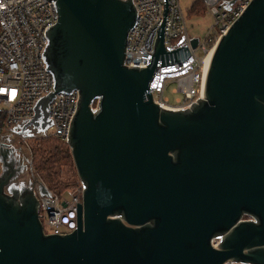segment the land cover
<instances>
[{"label":"water","instance_id":"1","mask_svg":"<svg viewBox=\"0 0 264 264\" xmlns=\"http://www.w3.org/2000/svg\"><path fill=\"white\" fill-rule=\"evenodd\" d=\"M52 1L42 58L54 89L14 133H45L54 96L77 91L68 147L83 197L76 231L44 235L34 191L47 192L11 184L14 148L0 144V264H264V0L218 40L203 99L179 112L148 89L156 67L190 56L163 48L167 0L144 69L124 66L131 0Z\"/></svg>","mask_w":264,"mask_h":264},{"label":"built area","instance_id":"2","mask_svg":"<svg viewBox=\"0 0 264 264\" xmlns=\"http://www.w3.org/2000/svg\"><path fill=\"white\" fill-rule=\"evenodd\" d=\"M131 1L137 21L127 36L124 66L144 69L150 64L157 30L163 21V0ZM200 1L214 20L203 39L189 36L179 0H167L163 48L170 52L186 46L190 56L182 63L154 70L148 89L153 102L164 110L191 109L203 99L206 59L252 0H236L231 6L228 2L232 0ZM56 21L57 10L52 0H0V140L9 136L10 142L13 139L25 142L27 136H17L14 132L33 119L36 103L54 89V79L46 69L42 53L47 48L45 33ZM194 39L195 49L191 43ZM170 85L176 87L174 94L181 95L176 104H169L164 97ZM78 101L77 91L56 94L48 108L50 127L42 134H34V128L28 127L31 137H50L68 146L69 127ZM92 110H96V104ZM42 188L46 195L40 193V188L34 193L39 202L38 218L43 234L65 236L76 231V204H81L83 197L80 181L63 193H52L43 185Z\"/></svg>","mask_w":264,"mask_h":264},{"label":"rangeland","instance_id":"3","mask_svg":"<svg viewBox=\"0 0 264 264\" xmlns=\"http://www.w3.org/2000/svg\"><path fill=\"white\" fill-rule=\"evenodd\" d=\"M195 3L199 4L201 3V1L179 0L180 8L185 18V25L189 36H191L192 38L203 39L207 34L208 30L211 28V26H213L214 20L211 14L205 8V6H202L201 4V9L199 12L190 13V9ZM175 88V85H170L167 86L165 89L164 97L168 100L169 104H176V100L178 98H181L180 94L173 93ZM41 139L46 138L33 136L31 138H27L25 142H23L21 139H13V141L10 142L12 147L14 148V153H17L19 155L20 163L18 164L25 169L24 173L16 177L15 182H17L18 184H22L25 187H28V181H32L31 183H41L43 186H46L50 192L55 193V186L51 187L50 184L47 181L43 180L41 176L36 174L33 169V148L36 144L35 141ZM54 170L55 172H57L58 176L52 185L56 184V187H58V185H64L67 186L66 190H68L73 187H76L79 184V179L76 174L73 161L71 163L68 161H62ZM66 190L61 191L65 192ZM244 219L247 220L246 218Z\"/></svg>","mask_w":264,"mask_h":264},{"label":"trees","instance_id":"4","mask_svg":"<svg viewBox=\"0 0 264 264\" xmlns=\"http://www.w3.org/2000/svg\"><path fill=\"white\" fill-rule=\"evenodd\" d=\"M203 3L194 4L191 7L190 13H197L201 9V5ZM36 144L33 148V169L41 176V178L47 181L51 187H54L55 193H61L67 189V186L52 185L55 179L57 178V172H55V168L63 161V162H72L69 147L54 139V138H46L35 141ZM63 190V191H61Z\"/></svg>","mask_w":264,"mask_h":264},{"label":"flooded vegetation","instance_id":"5","mask_svg":"<svg viewBox=\"0 0 264 264\" xmlns=\"http://www.w3.org/2000/svg\"><path fill=\"white\" fill-rule=\"evenodd\" d=\"M32 131H33L34 134L37 133L36 129H33ZM11 161H12V164H13V166L15 168V172H16L15 173V179H16L17 176H20L22 173H24L25 169L18 164V163H20V158H19V155L17 153L13 154V157H12ZM15 179L12 181L11 184L13 186H19V184L17 182H15ZM31 182L32 181H28V186L30 185Z\"/></svg>","mask_w":264,"mask_h":264},{"label":"crops","instance_id":"6","mask_svg":"<svg viewBox=\"0 0 264 264\" xmlns=\"http://www.w3.org/2000/svg\"><path fill=\"white\" fill-rule=\"evenodd\" d=\"M0 144H7V145H10V138H9V136L3 137V138L0 140Z\"/></svg>","mask_w":264,"mask_h":264},{"label":"bare ground","instance_id":"7","mask_svg":"<svg viewBox=\"0 0 264 264\" xmlns=\"http://www.w3.org/2000/svg\"><path fill=\"white\" fill-rule=\"evenodd\" d=\"M209 59H210V56H208L207 59H206V62H205V66H206V68H207V66H208Z\"/></svg>","mask_w":264,"mask_h":264}]
</instances>
